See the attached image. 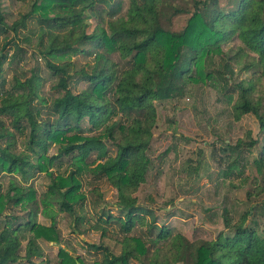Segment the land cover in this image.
<instances>
[{"label":"trees","instance_id":"16d2710c","mask_svg":"<svg viewBox=\"0 0 264 264\" xmlns=\"http://www.w3.org/2000/svg\"><path fill=\"white\" fill-rule=\"evenodd\" d=\"M16 1L25 10L9 23L0 0V178L16 175L26 182L46 172L49 184L39 196L20 184L10 183L4 193L0 186V264L42 259L43 251L29 233L59 242L56 208L71 218L74 229L79 227L83 217L75 206H83L81 179L88 174L105 179L116 191L115 214L99 194L94 230L104 237L114 222L123 236L119 255L104 246L86 245L101 254L92 264H264V224L258 223L264 219L263 205L249 208L235 223L225 211L226 231L194 245L170 227L159 226L155 210L139 204L135 196L151 165L147 152L157 123L156 103L183 97L194 84L212 81L217 87L220 80L233 120L251 115L259 129L258 138L246 131L234 145H225L223 152L234 159L224 174L244 175L248 158L261 145L251 162L256 175L244 181L250 186L247 200L264 197V0H187L191 10L175 6L174 0H129L125 16L108 21L107 28L97 24L90 33L89 20L98 18L97 6L105 5L107 14L115 17L118 3ZM182 13L190 16L181 30L162 27L163 17ZM236 39L237 47L223 49ZM28 50L34 58L37 51L44 61L47 78L36 66L20 72L18 65ZM73 57L91 60L92 65L70 75ZM5 66H17L9 81ZM224 69L258 71L231 83ZM75 75L86 84L77 93L69 87ZM50 79L55 80L51 89L56 97L48 105L49 118L43 119L37 106L47 105L42 89ZM18 139L26 140L25 151L17 149ZM53 144L56 155L48 157ZM107 144L115 148L114 155ZM50 166L58 174L49 171ZM8 206L25 209L26 219L5 215ZM38 215L50 221L49 227L37 224ZM137 227L146 228L147 239L132 235Z\"/></svg>","mask_w":264,"mask_h":264},{"label":"rangeland","instance_id":"374dc122","mask_svg":"<svg viewBox=\"0 0 264 264\" xmlns=\"http://www.w3.org/2000/svg\"><path fill=\"white\" fill-rule=\"evenodd\" d=\"M118 3L120 12L115 17L107 14L105 5L97 6L98 18L89 20L88 32H92L97 24L107 28V22L121 16H125L128 9L129 0H110L109 5ZM174 5L191 10V4L187 0H174ZM222 4L224 1L221 2ZM1 5L7 14L8 22L18 19L19 13L25 10V6L16 0H1ZM169 17V11H165ZM164 15V16H165ZM190 14H178L171 19H161L164 29L170 31L181 30L189 18ZM25 31L23 34H26ZM22 36V35H21ZM61 37V36H59ZM23 38V36H22ZM31 40L36 38L30 37ZM34 41V40H33ZM239 41L232 40L229 45L237 47ZM37 46L33 42L32 49ZM42 48V47H41ZM35 58L28 50L18 68L20 72L28 73L33 66L47 78L48 71L45 69L44 61L37 51ZM12 50L9 52V55ZM118 65L123 66L118 55L112 56ZM74 68L70 69V75L81 68L89 69L87 65H92L91 60H83L79 57L72 58ZM17 66L4 69V77L7 81L11 79ZM254 69L248 72H238L237 70L224 69L225 77H232L230 82H238L249 79ZM78 75L73 76L69 81V87L74 93L86 88V84L78 80ZM220 79V78H219ZM54 79L44 83L42 96L47 99V105L38 103L41 111V118L48 119V105L56 97V92L51 89ZM217 87L212 85V81L191 85L187 88L183 97L173 100L157 102V123L153 129V137L147 152L151 165L148 169L145 182L139 187L135 194L138 203L151 207L156 212L157 224L168 226L174 232L182 234L194 245L214 240L220 232H225L223 214L227 211V218L231 223L238 221L240 216L249 208L264 206V197L247 200L246 192L249 190V183L244 181L248 176L252 178L256 175L255 167L251 162L256 158L257 149L248 158L249 165L241 177L234 173L226 177L224 172L227 166L234 159L227 156L223 150L226 144L234 145L238 139L244 136L246 131H251L254 138L259 137L258 124L251 115L244 116L236 122L231 117L229 105L225 102V86L220 80H216ZM92 135V134H90ZM26 140H17V149H25ZM108 145L109 154H115V148ZM56 145L53 144L48 150V157L56 155ZM25 151V150H24ZM67 164L59 171L63 173L67 169ZM69 168V167H68ZM56 172L54 166L50 170ZM20 184L31 187L37 196L45 193L49 184V177L46 172L35 174L24 182L19 176H2L0 178L1 192L9 189V184ZM96 188L98 193H93ZM80 195L86 198L82 202L83 206L76 205L75 210L79 216L83 217V222L77 229L72 226L71 218L63 212H58L57 229L60 234L59 242L38 237L34 232L29 233L43 251L42 259H34V264H92L101 259L100 252L89 249L86 245L104 246L114 255H119L121 251V240L123 238L119 227L114 222L107 225V233L101 236V231L94 230L97 213L101 206L95 205L99 194L106 204L107 210H112L115 214L114 203L116 201V191L105 179H96L88 174L81 179ZM262 206V207H263ZM264 210V208H263ZM5 215H12L16 218L26 219L27 211L20 206H8L4 211ZM254 218H250L251 222ZM37 224L47 228L50 225L48 219L41 215L37 216ZM260 225L264 224V219H258ZM47 233V232H46ZM132 235L142 236L147 239L146 228L137 227ZM62 250V253L60 252ZM17 264H28L20 262ZM132 264H136L135 262Z\"/></svg>","mask_w":264,"mask_h":264}]
</instances>
